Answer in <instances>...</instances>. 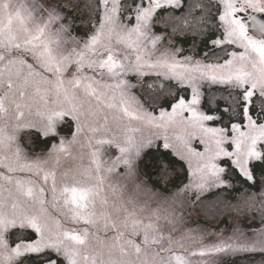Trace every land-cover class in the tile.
Instances as JSON below:
<instances>
[{"label":"snow or ice","instance_id":"obj_1","mask_svg":"<svg viewBox=\"0 0 264 264\" xmlns=\"http://www.w3.org/2000/svg\"><path fill=\"white\" fill-rule=\"evenodd\" d=\"M257 253L264 0H0V264Z\"/></svg>","mask_w":264,"mask_h":264},{"label":"trees","instance_id":"obj_2","mask_svg":"<svg viewBox=\"0 0 264 264\" xmlns=\"http://www.w3.org/2000/svg\"><path fill=\"white\" fill-rule=\"evenodd\" d=\"M255 258L257 260V264H259V259H260L259 254H256ZM238 259H241V257ZM240 262H239V264H248V259L244 258L243 262H241V263Z\"/></svg>","mask_w":264,"mask_h":264},{"label":"rangeland","instance_id":"obj_3","mask_svg":"<svg viewBox=\"0 0 264 264\" xmlns=\"http://www.w3.org/2000/svg\"><path fill=\"white\" fill-rule=\"evenodd\" d=\"M206 90V89H205ZM195 218V217H194ZM203 219V218H202ZM193 227L195 226V225H192ZM221 227H223V225H221ZM258 254V253H257ZM247 255H254V256H256V254H247ZM241 259H239V262L241 261V262H243V260H244V258H246L247 259V256L246 255H244V254H242L241 256ZM239 257V258H240ZM240 262V263H241Z\"/></svg>","mask_w":264,"mask_h":264}]
</instances>
